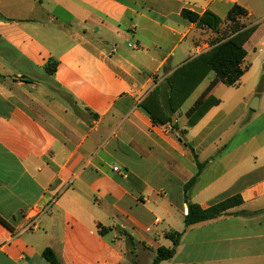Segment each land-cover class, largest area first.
<instances>
[{
    "label": "crops",
    "instance_id": "0c3cea01",
    "mask_svg": "<svg viewBox=\"0 0 264 264\" xmlns=\"http://www.w3.org/2000/svg\"><path fill=\"white\" fill-rule=\"evenodd\" d=\"M258 3L0 0V264H51L46 249L60 264H152L158 248L174 247L168 232L182 238L161 264H264ZM234 5L256 28L238 84L218 83L208 96L219 103L188 127L186 113L216 76L183 107L210 72L172 123L153 124L141 103L223 40ZM183 10L212 12L220 31ZM195 176L190 203L208 209L240 196L241 205L186 227L184 186Z\"/></svg>",
    "mask_w": 264,
    "mask_h": 264
},
{
    "label": "trees",
    "instance_id": "16d2710c",
    "mask_svg": "<svg viewBox=\"0 0 264 264\" xmlns=\"http://www.w3.org/2000/svg\"><path fill=\"white\" fill-rule=\"evenodd\" d=\"M246 15V10L234 5L226 17V21L230 24L227 28L229 29L228 32L226 30L223 33L225 34L223 40L219 41L209 51L202 53L178 68L166 79L164 86H157L144 99L140 106L148 114L153 124L164 125L172 123L173 115L210 72H214L216 77L186 113L188 127L196 125L211 107L219 103L214 97L208 96L218 83H223L227 86H236L238 84L246 71V68L242 67L247 55L244 44L250 39L256 29L255 26L247 28L246 25L240 22V19ZM181 16L192 23H196L198 27L207 28L215 32L220 31L223 22L210 11L198 15L188 10H183ZM56 67L57 63L53 61L46 66V70L52 74ZM174 127H176V124ZM194 157L198 166L197 175H199L204 164L197 160L196 155ZM196 176L184 186L185 200L188 205V212L185 216L186 227L215 219L228 209L241 205L242 199L240 196L228 198L208 209H202L200 206L190 203L187 198V192L194 184ZM105 231L107 229L100 226V232L104 233ZM166 237L173 242L174 247L158 248L152 264H161L174 257L175 247L180 243L182 233L168 232ZM127 239L131 246L134 247L133 238L127 235ZM43 256L51 264H60L56 255L50 249H46L43 252ZM133 264H136L135 261Z\"/></svg>",
    "mask_w": 264,
    "mask_h": 264
},
{
    "label": "rangeland",
    "instance_id": "374dc122",
    "mask_svg": "<svg viewBox=\"0 0 264 264\" xmlns=\"http://www.w3.org/2000/svg\"><path fill=\"white\" fill-rule=\"evenodd\" d=\"M261 1V3L262 4H259L258 3V5L260 6V9H261V11H263L264 10V0H260ZM264 12V11H263ZM228 27V26H227ZM227 30V31H226ZM228 30L229 29H224V31H226V32H228ZM224 36H225V34H224ZM209 77L205 80V82L203 83V85L197 90V92L192 96L191 95V97L186 101V104H185V106L183 107V110H187L189 107H191L192 105H193V103H194V101H195V99L197 98V96L200 94V92H201V90H202V88L211 80V79H213L214 78V74L213 73H211V74H209L208 75ZM68 100H69V98L68 97H66ZM71 101V100H70ZM72 102V101H71ZM165 264H169V263H165Z\"/></svg>",
    "mask_w": 264,
    "mask_h": 264
},
{
    "label": "water",
    "instance_id": "95a60500",
    "mask_svg": "<svg viewBox=\"0 0 264 264\" xmlns=\"http://www.w3.org/2000/svg\"><path fill=\"white\" fill-rule=\"evenodd\" d=\"M251 108L256 109V107H254V106H251Z\"/></svg>",
    "mask_w": 264,
    "mask_h": 264
}]
</instances>
